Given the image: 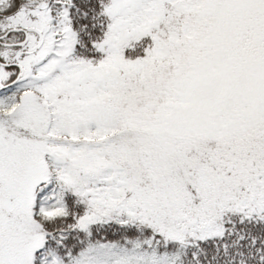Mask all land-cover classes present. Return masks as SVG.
<instances>
[{
    "label": "snow or ice",
    "instance_id": "snow-or-ice-1",
    "mask_svg": "<svg viewBox=\"0 0 264 264\" xmlns=\"http://www.w3.org/2000/svg\"><path fill=\"white\" fill-rule=\"evenodd\" d=\"M0 264H264V0H0Z\"/></svg>",
    "mask_w": 264,
    "mask_h": 264
}]
</instances>
